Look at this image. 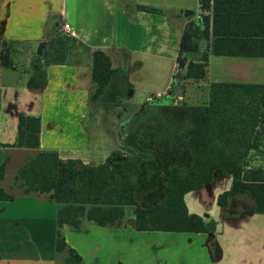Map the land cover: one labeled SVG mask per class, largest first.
<instances>
[{"label": "crops", "instance_id": "crops-1", "mask_svg": "<svg viewBox=\"0 0 264 264\" xmlns=\"http://www.w3.org/2000/svg\"><path fill=\"white\" fill-rule=\"evenodd\" d=\"M137 5L152 6L159 11L140 10ZM200 5V0H0V38L16 43L14 65L0 66V165L8 161L0 182L8 171L17 167L16 174L28 158L40 151H57L61 159H80L91 165L110 157L111 149H94L90 130L94 49L108 51L116 66L123 68L128 61L137 80L135 83L133 77L129 79L128 98L138 93L146 95L149 100L146 107L170 105L174 109L182 107L184 102L194 105L191 101L198 100V89L203 84H187L179 91L180 95L176 93L165 105L153 102L148 94L161 92L168 96L180 40L189 19L184 12L191 10L196 18L202 12ZM64 23L70 24L69 33L76 39L69 60L66 64L44 65L35 57L38 43L51 36L56 27L62 30ZM209 76L212 82L264 84V58L210 53ZM191 89L194 92L189 93ZM208 93L209 86L204 103L208 101ZM178 98L183 102L177 103ZM21 113L41 119L37 149L9 146L16 140ZM159 123L156 128L166 133ZM121 128L122 140L128 135L140 136L144 130L150 132L146 137H151L145 120H138L136 127ZM260 129L256 127L255 131ZM251 144L247 150L250 164L263 166L264 134L259 142L252 140ZM213 181H218L213 190L217 196L229 188L232 178L218 173ZM0 186L14 195V200L0 201V264H57V204L44 194L24 195L15 182L9 189ZM184 199L190 213L207 215L206 221L216 222L215 232L135 230L171 234L167 239L158 236L162 246L177 245L184 236H189L185 245L194 246L204 254L197 261L200 263L264 264V214L247 215L240 214L241 211L230 216L237 217L231 221L215 199L208 202L205 195ZM128 207L133 213L129 222L134 226L136 208L125 206V215ZM74 230L82 232L81 228ZM64 231L67 242L82 255V264H100L90 254L89 258L85 257L83 246L75 238L79 236L77 233L73 240V235L72 238L69 235L74 231L68 226H64ZM167 240L169 244L165 243Z\"/></svg>", "mask_w": 264, "mask_h": 264}, {"label": "trees", "instance_id": "trees-1", "mask_svg": "<svg viewBox=\"0 0 264 264\" xmlns=\"http://www.w3.org/2000/svg\"><path fill=\"white\" fill-rule=\"evenodd\" d=\"M200 4L202 12L198 17L193 18L195 13L191 10L184 12L189 19L167 93L172 97L187 84H207L206 103L184 102L182 107L168 109L180 113L170 114L166 122L146 119L151 137L128 135L124 140L126 153L112 152L99 164L64 160L57 151H40L18 168L14 182L24 195L44 194L57 204V262L83 261L82 255L67 242L64 226L78 229L89 222L120 228L127 205L136 208V230L215 232L216 222L206 221L207 215L190 213L184 195L212 182L216 170L233 176L231 189L218 196L217 203L224 211L230 201L239 203L242 196L252 200L251 207L243 211L264 214V165L247 168L251 160L248 146H252V140L259 142L264 134V84L212 82L209 77L210 53L264 58V0H200ZM137 8L159 11L148 5ZM75 42L70 33L58 26L38 43L35 57L44 65L66 64ZM15 50L14 41L0 38L2 68L14 65ZM196 53L201 54L199 58L192 56ZM124 74L108 51L94 49L90 101L100 99L108 86ZM158 123L166 133L156 128ZM256 127L262 129L255 131ZM40 132V117L21 113L16 140L9 146L37 149ZM156 134H161L159 141ZM7 162L6 159L0 165V180L5 176ZM157 175L166 179L159 181L163 196L148 201V193L158 181L143 179ZM11 200L14 195L0 186V201Z\"/></svg>", "mask_w": 264, "mask_h": 264}, {"label": "rangeland", "instance_id": "rangeland-1", "mask_svg": "<svg viewBox=\"0 0 264 264\" xmlns=\"http://www.w3.org/2000/svg\"><path fill=\"white\" fill-rule=\"evenodd\" d=\"M128 64V61L124 63L125 74L114 80L100 99L91 106L90 130L95 150L111 149L112 152L124 151L126 153L128 148L121 137V130L123 129L121 126L129 129L136 127L138 120L140 122L141 120L146 121L148 118L166 120L170 114L180 113V111H167L170 109V105L165 107L166 109L155 107V104H153L154 107L147 108L149 100L146 99V95H140V93L128 98L129 79L133 77V82H137ZM189 91V93L194 92L193 89ZM206 91H208V85L203 84L198 89V100L191 101V104L204 103ZM153 94H148L150 97L152 96L153 102L156 101L158 104L162 102L161 104L163 105L170 103V97L164 96L158 99ZM146 134L147 130H144L140 136L146 137ZM160 135H157L158 141L161 138ZM253 167H256V164L253 163L247 166V168ZM16 168L11 169V172H7L5 179L0 182V185L8 189L13 185ZM13 188H15L14 190L17 189L16 187ZM240 197L239 211L244 210L245 207L250 208L252 200L249 197ZM132 215V209L128 207L123 225L120 228L102 227L85 222L81 228L82 232H75L74 228L68 226L74 231L69 236L72 238L73 235L74 240V237L78 234L79 236L75 238L78 240V244L83 246L85 257L89 258L91 256L100 264H166L165 262H168L167 264H204L203 262H197L204 258V254L194 246L185 245L188 243L189 236H184L183 241L178 242L177 245L164 244L162 246L163 243L161 244V241L157 239L158 236L167 239L171 234L138 232L133 224L129 222ZM63 233L65 235L64 228ZM165 243L169 244L170 242L167 240ZM51 245L53 246V244ZM57 260L59 259L56 256ZM61 263L62 261L57 262V264Z\"/></svg>", "mask_w": 264, "mask_h": 264}, {"label": "water", "instance_id": "water-1", "mask_svg": "<svg viewBox=\"0 0 264 264\" xmlns=\"http://www.w3.org/2000/svg\"><path fill=\"white\" fill-rule=\"evenodd\" d=\"M177 93H178V95H180L179 92H177ZM218 173L223 174L220 170H216V171L214 172V176H216ZM224 174H226V175H228L229 177H231V178H232V181H233V176H232L230 173H224ZM213 179H214V178H213ZM232 181H230V186H229V188H228L227 190H225V191H228V190L231 189ZM217 184H218V181H213V180H212V182H210V183H206V184H204L202 187H199V188H197V189H194V190H192V191L187 192V193L184 195V198H185V197L194 198V197L199 196V195H205V197H206V199L208 200V202H212V201L215 199V200H216V203H217L218 196H219L221 193L225 192V191H223V192H221L220 194H218L217 196H215V193H214L213 190L216 189ZM217 204H218V203H217ZM221 208H222V207H221ZM222 209H223V208H222ZM223 210H224V209H223ZM224 212H225V211H224ZM254 213H255L254 211H249V212H248V211H242L240 214L252 215V214H254ZM228 219H231V221H235V220L237 219V217H230V218H228Z\"/></svg>", "mask_w": 264, "mask_h": 264}, {"label": "flooded vegetation", "instance_id": "flooded-vegetation-1", "mask_svg": "<svg viewBox=\"0 0 264 264\" xmlns=\"http://www.w3.org/2000/svg\"><path fill=\"white\" fill-rule=\"evenodd\" d=\"M181 99L178 98L177 103H178V101H179V103H182L183 101ZM180 100H181V102H180ZM177 105L179 106V104H177ZM141 134H142V132H141ZM146 136H147V134H146ZM144 139H146V138H144ZM143 181H158V182H155L154 183L155 185L152 186V188L150 189V191L148 193V197H147L148 201H150L152 199H159V198H161L163 196V193L161 191L162 187H161L159 181H166V179H164V178L160 177L159 175H157L156 177L145 178V179H143ZM157 183H159V184H157ZM238 205H239L238 201H236L235 203H234L233 200L230 201L229 206L225 209V215L226 216H236V215H238V213L241 212V211H239V206ZM244 209H247V207H245Z\"/></svg>", "mask_w": 264, "mask_h": 264}, {"label": "built area", "instance_id": "built-area-1", "mask_svg": "<svg viewBox=\"0 0 264 264\" xmlns=\"http://www.w3.org/2000/svg\"><path fill=\"white\" fill-rule=\"evenodd\" d=\"M62 31L65 32V33H69L71 31L70 24L64 23L63 26H62ZM163 95H164V93L159 92V93L156 94V97L157 98H162Z\"/></svg>", "mask_w": 264, "mask_h": 264}]
</instances>
